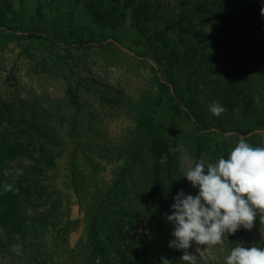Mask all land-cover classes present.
<instances>
[{"label":"rangeland","instance_id":"1","mask_svg":"<svg viewBox=\"0 0 264 264\" xmlns=\"http://www.w3.org/2000/svg\"><path fill=\"white\" fill-rule=\"evenodd\" d=\"M200 3L212 14L155 40L182 10ZM261 7L262 0H0L1 25L68 39L85 36L98 44L65 49L0 31V113L12 118L0 116V142L21 144L25 151L4 162L0 180L25 181L16 208L47 224L27 221L12 234L0 226V264H86L91 208L123 170L140 117L162 122L173 116L156 73L173 81L169 95L180 104L182 119L159 136L160 169L148 153L127 177L129 199L109 206L103 241L118 264L123 254L129 257L127 248L153 264H183L182 250L167 246L169 210L157 226L138 195L156 174L171 198L178 191L195 195L182 175L196 160L227 158L240 138L264 147ZM239 11L250 17L236 20ZM242 42L248 44L243 50ZM249 95L252 104L245 100ZM213 102L224 112L212 115ZM195 116L223 132L198 134ZM261 216L219 245L193 243L187 251L196 254V264H224L231 236L235 244L264 247Z\"/></svg>","mask_w":264,"mask_h":264},{"label":"trees","instance_id":"2","mask_svg":"<svg viewBox=\"0 0 264 264\" xmlns=\"http://www.w3.org/2000/svg\"><path fill=\"white\" fill-rule=\"evenodd\" d=\"M204 4H199L197 7L192 9H184L181 11V16L177 20H173L171 25L166 30L160 31L155 37L158 41L163 38L164 34L172 29H181L185 23H189L193 19L199 18L201 14H212V11L208 10ZM250 17L247 13L239 11L235 19H245ZM0 31H5L11 36L19 40H41L58 44L59 46L68 48L87 49L92 45H98L95 39H89L85 36L71 37L68 39L64 36L51 35L45 31L36 30H24L18 27L4 26L0 24ZM243 43V42H242ZM247 42H244L239 46L243 50L244 46H247ZM243 53V51H240ZM156 82L158 83L161 91L167 99L172 110V118L170 120H164L162 122H156L154 117L150 115H143L140 117L137 126L132 134L131 141L129 143V152L126 158L125 166L118 175V179L112 184L111 188L100 198L94 201L91 208V216L88 221L86 234V249L87 259L86 264H118L116 259H111L109 256V250L103 241V225L102 222L106 220V211L109 206H119L122 201L129 199L131 190L127 184V177L133 170L144 163L146 154L152 153L154 161V168L160 169V158L161 150L158 149L159 136L163 132L169 131L170 124L175 120L182 119V109L176 98L169 95L171 94V88L173 90V81L169 79H162L159 73H156ZM172 86V87H171ZM248 104L254 103L253 97L249 95L245 98ZM0 116H4L7 121L12 118L7 114L0 113ZM196 117L195 130L198 134H220L222 129L214 128L209 122L202 119L200 116ZM193 136V135H192ZM194 137V136H193ZM25 154L21 144H12L7 140L0 142V169L3 168L4 162L17 158ZM25 181L12 182L4 184L0 180V226L3 227L9 234L12 232H18L21 223L31 221L34 224H39L45 227L47 224L39 221L36 218H27L18 211L16 207L19 206L17 192L24 189ZM23 184V185H21ZM165 184V179L161 174H156L155 177L149 179L145 183V189L138 195L140 203L150 220L155 224L159 225L166 210H169V206L172 203V198L164 193L161 189V185ZM17 189V191H16ZM122 200V201H121ZM235 246V237H230V250ZM137 247V246H136ZM137 250V249H136ZM132 248H127L130 256H122L124 261L122 264H128L133 261V264H153L147 259V256L139 254Z\"/></svg>","mask_w":264,"mask_h":264},{"label":"clouds","instance_id":"3","mask_svg":"<svg viewBox=\"0 0 264 264\" xmlns=\"http://www.w3.org/2000/svg\"><path fill=\"white\" fill-rule=\"evenodd\" d=\"M260 11L264 15V0ZM208 110L214 116L224 112L217 102ZM182 177L196 194L178 191L165 219L172 226L167 246L182 250L179 262L183 264H196V254L187 251L193 243L219 245L238 229H251L257 214L264 213V147L252 146L245 138L236 142L227 158L196 160ZM161 264L170 262L162 259ZM224 264H264V247L237 242Z\"/></svg>","mask_w":264,"mask_h":264}]
</instances>
